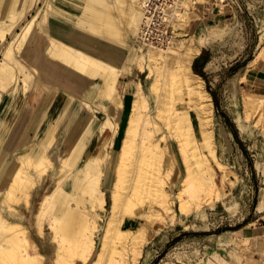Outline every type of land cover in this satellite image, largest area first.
Instances as JSON below:
<instances>
[{"label":"bare ground","instance_id":"1","mask_svg":"<svg viewBox=\"0 0 264 264\" xmlns=\"http://www.w3.org/2000/svg\"><path fill=\"white\" fill-rule=\"evenodd\" d=\"M37 1L0 0L1 41ZM207 1L156 15L145 0H47L16 31L0 58V264H138L165 225L204 226L202 207L243 189L192 68L215 26ZM244 93L264 116V94Z\"/></svg>","mask_w":264,"mask_h":264},{"label":"rangeland","instance_id":"2","mask_svg":"<svg viewBox=\"0 0 264 264\" xmlns=\"http://www.w3.org/2000/svg\"><path fill=\"white\" fill-rule=\"evenodd\" d=\"M213 1L215 2V0H208L204 5L206 7L213 6L212 8L223 14V17L219 22L210 19V23L215 26L211 33V39L207 40L206 44L209 48L207 54L213 64L212 71L205 78L206 86L211 93H214L218 102L217 105L213 96L216 120L224 124L231 139L230 147L221 152V158L229 162L231 168L238 174L239 185L247 191L248 201L245 206L231 213L227 207L239 199L240 191L228 187V192L218 201L219 206L215 205L217 202H212L198 211L204 217L207 212L208 219L206 220H208L209 228L206 225L207 229L194 230L190 224L188 228L182 229L187 230L183 234L171 236L180 230L183 222L177 219L175 224L165 225L162 232L154 236L145 247L148 252L156 249L150 264H172L164 262L168 258L194 264L200 257L209 256L210 253L207 252L209 237L205 234L232 227L249 212H251L249 217H254L264 191V170L257 166V157L264 156V121L261 120L257 123L258 126H254L252 122L260 116L264 120L263 110L262 108L249 107L246 102L247 96L244 93V91H248L263 95L264 85L255 81L253 77H247L245 73V78L238 80L235 84L238 91L232 86L233 76L242 67L250 64L248 72L251 68L254 70L264 68V52L257 54L264 43V0H239L241 6L232 5L231 7ZM46 4L47 0H38L26 13V16L20 20L14 32L10 33L11 35L9 34L5 41L0 40V58L3 57V52L16 31L22 30L21 25L23 26L28 18H31L38 10L43 15ZM201 9L203 11V7ZM202 14L206 15L204 12ZM201 21L200 17L195 16L196 26ZM253 59L254 62L251 64ZM58 77L61 80L67 81L68 79L69 82H73L70 77ZM181 105L179 104V106ZM224 143V140L221 139L219 145L224 147ZM232 176L235 174L232 173ZM34 194L32 213H29L28 217V224L31 227H33L34 221L33 212L38 207V197L41 193L38 194V191L35 190ZM224 197H226L225 204L221 207L220 204ZM192 215L191 213L186 217L184 223H191ZM46 229L48 231V225ZM33 231H35L34 227ZM34 235L35 238L40 239L35 232ZM166 237H169V240L162 243ZM39 243L50 248L51 252L53 251L54 244L50 241V234L46 239L39 240ZM138 264H143L141 259Z\"/></svg>","mask_w":264,"mask_h":264},{"label":"crops","instance_id":"3","mask_svg":"<svg viewBox=\"0 0 264 264\" xmlns=\"http://www.w3.org/2000/svg\"><path fill=\"white\" fill-rule=\"evenodd\" d=\"M202 7L203 11L201 9V12H204L210 19L218 22L222 19L223 14L214 10L212 8L213 6L206 7L204 5ZM230 11H232V9H230ZM208 50L209 48L205 43L202 46L200 53L193 59L192 68L193 65L196 64L199 68L205 71L206 74H209L212 71L211 66L213 62L207 54ZM245 73L247 77H253L255 81L264 85V68L257 70L251 68L249 72L246 70L244 74ZM226 197L223 198L222 204H220L221 207L225 204ZM247 201V191L242 189L240 191L239 199L229 205L227 209L231 213H234L238 208L245 206ZM215 205L219 206L218 202L217 204L215 203ZM257 209L258 210L255 216L252 218L249 217L251 213L249 212V214H245V216L236 222L232 227L217 232H207L205 234L209 237V241L207 240V252L210 254L207 257H200V259L196 260L194 264H264V191L261 194ZM202 224H204V226L199 228L192 225L193 229H207L206 225H208V220H203ZM186 231L187 230H182L180 232L176 231L171 236H179ZM223 233H229L227 240L223 236ZM168 240L169 237H166L162 240V243ZM155 252L156 249H153L150 252H148V250H144L141 262L143 264H150ZM164 262H171L172 264H189L181 260L176 261L171 258L165 259Z\"/></svg>","mask_w":264,"mask_h":264},{"label":"built area","instance_id":"4","mask_svg":"<svg viewBox=\"0 0 264 264\" xmlns=\"http://www.w3.org/2000/svg\"><path fill=\"white\" fill-rule=\"evenodd\" d=\"M221 1L227 7H231L232 6V2L236 6L237 5L241 6L240 3H239V0H221ZM145 2H146L145 3L146 10L149 11V12L152 11V14H154V12H155V14L158 15V14H160L161 8H163V6L166 5V3H163V2H168V0H145ZM215 2H217V0H215ZM152 27H153L152 25L149 27L150 30H152Z\"/></svg>","mask_w":264,"mask_h":264},{"label":"trees","instance_id":"5","mask_svg":"<svg viewBox=\"0 0 264 264\" xmlns=\"http://www.w3.org/2000/svg\"><path fill=\"white\" fill-rule=\"evenodd\" d=\"M193 69H194L196 72L201 73L204 77L207 76V74L205 73V71H203L201 68H199L196 64L193 65ZM212 94H213V96H214V98H215V102H216V104L218 105V102H217V100H216V97H215L214 93H212Z\"/></svg>","mask_w":264,"mask_h":264}]
</instances>
